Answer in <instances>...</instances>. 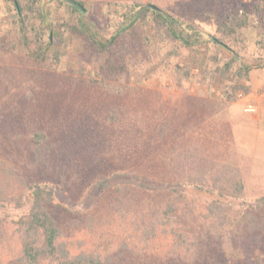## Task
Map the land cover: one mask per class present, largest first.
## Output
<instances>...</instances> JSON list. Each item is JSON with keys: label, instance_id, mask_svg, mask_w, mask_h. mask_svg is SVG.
Here are the masks:
<instances>
[{"label": "rangeland", "instance_id": "obj_1", "mask_svg": "<svg viewBox=\"0 0 264 264\" xmlns=\"http://www.w3.org/2000/svg\"><path fill=\"white\" fill-rule=\"evenodd\" d=\"M47 1L48 21L53 22L51 42L43 56L34 57L17 39L13 40L15 46H6L18 23L11 5L0 0V118L7 135L1 139L0 154L23 176L53 189L54 203L68 210L60 218L68 247L112 252L113 258L121 255V262L140 264L151 246L147 248L134 236L140 225L144 227L138 218L142 198L134 193L142 183L150 193L184 194L186 201H195L202 216L209 213L208 204L218 203L228 218L213 219L218 226L243 223L240 216L249 215L257 198L264 195V114L254 122L258 103L247 96L253 90L264 93V69L255 65L264 57V24L257 22L258 14L252 12L255 19L251 17L242 31V53L252 63L249 91L233 92L230 84L236 80L230 81L222 68L228 51L207 41L208 34L215 32L209 18L192 14L204 43L170 58L171 64L190 71L179 87L175 76L159 69L140 75L139 69L146 65H138L141 53L130 59L127 47L118 61L121 70L107 74L104 55L85 48L80 37L67 31L66 23L76 21L68 1ZM78 1L86 9L85 15L104 18L108 0ZM38 29L44 37L48 35L42 26ZM29 47L33 49L34 42ZM152 58L151 64L156 62ZM103 75L106 88L97 82ZM224 92L234 94V100H224ZM247 102L255 105V111L245 110ZM34 150L45 157L35 156ZM122 185L134 188L125 201L116 197V189ZM23 193L20 203L0 201L3 224L17 221L29 211V190L23 188ZM76 219L79 223L74 225ZM210 222L192 214L184 221L188 233ZM193 238L196 244H187L185 253H193L195 262L203 245L220 243L217 237H201L197 232ZM223 238V253L216 254V243L209 249L217 264H264L263 247L256 248L264 244V232H226ZM14 241L0 231V264L16 252Z\"/></svg>", "mask_w": 264, "mask_h": 264}, {"label": "trees", "instance_id": "obj_2", "mask_svg": "<svg viewBox=\"0 0 264 264\" xmlns=\"http://www.w3.org/2000/svg\"><path fill=\"white\" fill-rule=\"evenodd\" d=\"M4 1L11 5L10 11L16 16L18 23L17 29L10 33L6 46L10 43L13 45L16 42L13 40L17 39V42L23 45L31 56H43L50 46L49 32L53 27V22L48 21L49 2L47 0ZM217 1L108 0V9L103 19L93 14L85 15L86 9L68 2L71 10L76 14V21L72 24L66 23V29L73 36L80 37L85 48L95 54L104 55L103 70L108 72L107 74L121 70L118 61L124 58L123 48L127 47L126 54H130V59L141 53L142 60L138 65L141 67L146 65L142 70L139 69L140 75L153 74L159 69L169 76H175L176 84L180 87L190 71L178 63L171 64L170 58L180 55L184 48H200L204 43L202 31L191 20L192 14L209 18L215 24V32L208 34L207 41L215 46L223 47L229 53V56L223 59L222 68L226 70L230 81L236 80L232 84L229 83L230 87L233 92L239 89L248 92L252 63L246 62V57L242 53L245 49L242 31L249 25L251 17H254L252 12L258 14L257 22L264 24V0H242L241 2L230 0L231 2L227 3ZM78 2L83 5L80 1ZM40 26L44 28L42 32L48 34L46 37L40 34L38 29ZM33 38L34 41L31 40ZM33 42L34 48L31 49L29 46ZM261 43L264 47V40ZM152 57L156 59L153 64L150 63ZM213 58L217 59V55ZM263 62L264 57L255 65L261 66ZM180 70L184 71L183 75H180ZM203 71L207 72L206 69ZM214 74H210V77L212 78ZM240 80H244L245 83H239ZM97 82L107 87L106 76L103 75ZM118 90L120 93L127 91ZM227 92L223 93V99L227 102L233 101L234 94L230 95ZM3 121L4 119L0 118V146L1 139L7 136L6 131L1 127L4 125ZM37 151L34 150L35 156L39 153ZM42 157L45 156L42 155ZM57 163H59L58 160ZM45 174L50 173L47 171ZM0 182L4 184L0 185V201L20 203L24 194L23 188L29 190L31 197L29 211L17 221L6 220L4 224L0 221V231L15 240L16 249L14 255L1 260L2 264H127V262L119 261L122 260L119 254L115 256V259L112 252L103 253L102 250L96 249L74 250L68 247L60 224L61 215L68 213V210L54 203L53 189L36 183L35 179H30L26 175L23 176L19 169L11 165L7 157H1V154ZM238 186L241 187V184L238 183ZM133 190L134 188L130 189L126 185L117 187L116 197L121 201L128 200L132 197ZM134 193H137L135 196L142 198L138 218L144 225L137 228L134 236L144 242L142 245H147V248L151 245L150 249L144 252L147 254L141 256L143 262L140 261V264H217L216 255L209 250L216 242L211 241L203 245L205 247L201 250V255L197 257L198 262H195L196 256L193 253L189 255H187L188 252L185 253L188 249L187 244H196L194 238L192 239L196 232L201 237L211 235V237L219 238L220 243H216V254L224 252L223 235L226 232H235L237 235L250 232L263 234L264 232L261 220V214L264 215L262 212L264 211V195L257 198L255 209L249 215L243 213L240 216L243 223L233 226L231 222H223L218 226L214 224L213 219L225 221L228 218H224L220 211L221 206L216 202L208 204L209 213L202 216L200 212L197 213L195 201H186V196L177 191L158 195L156 192H148L142 183ZM255 213H258V216L254 215ZM189 214H192L194 218L211 219V222L206 227L196 228L194 233H188L184 221ZM257 218L260 219L258 223ZM145 220L148 223L145 224ZM232 220L235 219L232 218ZM73 222L74 225L79 223L78 220ZM260 247H263L264 252V244H257L258 250ZM195 248L199 249L197 246Z\"/></svg>", "mask_w": 264, "mask_h": 264}, {"label": "crops", "instance_id": "obj_3", "mask_svg": "<svg viewBox=\"0 0 264 264\" xmlns=\"http://www.w3.org/2000/svg\"><path fill=\"white\" fill-rule=\"evenodd\" d=\"M262 85H264V83H262ZM247 96L258 103L256 115L254 116V122H257L262 117V114H264V93L258 94L253 90L252 92L247 93Z\"/></svg>", "mask_w": 264, "mask_h": 264}, {"label": "built area", "instance_id": "obj_4", "mask_svg": "<svg viewBox=\"0 0 264 264\" xmlns=\"http://www.w3.org/2000/svg\"><path fill=\"white\" fill-rule=\"evenodd\" d=\"M261 68L264 69V62L261 65ZM256 107L253 103L247 102L245 105V110L246 111H255Z\"/></svg>", "mask_w": 264, "mask_h": 264}, {"label": "water", "instance_id": "obj_5", "mask_svg": "<svg viewBox=\"0 0 264 264\" xmlns=\"http://www.w3.org/2000/svg\"><path fill=\"white\" fill-rule=\"evenodd\" d=\"M66 1H68V2L71 3V4H74V5L79 6L81 9L84 8L83 5H81V4H80L78 1H76V0H66Z\"/></svg>", "mask_w": 264, "mask_h": 264}]
</instances>
